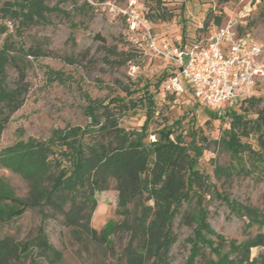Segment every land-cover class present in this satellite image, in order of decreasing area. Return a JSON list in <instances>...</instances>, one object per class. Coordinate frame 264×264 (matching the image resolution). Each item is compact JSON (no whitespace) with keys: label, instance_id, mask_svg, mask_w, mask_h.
Listing matches in <instances>:
<instances>
[{"label":"rangeland","instance_id":"obj_1","mask_svg":"<svg viewBox=\"0 0 264 264\" xmlns=\"http://www.w3.org/2000/svg\"><path fill=\"white\" fill-rule=\"evenodd\" d=\"M58 1L48 3L55 5ZM106 1L60 0L58 4L67 14L51 13L46 23L24 26L22 34L16 32L15 22L0 12V46L12 34L11 39L24 50L41 52L37 57L25 58L30 88L24 105L11 115L0 137V150L21 140H47L55 130L66 127H85L91 101L107 104L114 98L126 102L145 96L151 100L130 109L121 125L136 129L145 125L151 139L162 128L171 129L172 138L182 134L197 168L220 195H208L204 200L216 233L228 241L243 242L264 232V226L251 222L241 208L264 210V161L250 159L248 151L235 155L227 145L236 127L241 143L260 149L258 137L264 136V89H260L258 100L242 101L218 112L201 105L187 85L183 91L170 89L172 68L164 60L151 59L137 51L130 40L126 16L121 10L113 11ZM115 1L124 10L131 7L132 1L161 39L179 44L205 42L216 29L236 19L263 44L264 60V0ZM2 3L0 0V7ZM134 65L138 68L132 74ZM7 71L9 84L15 86L19 80L17 68L11 64ZM261 113L256 122L260 124L258 128L253 121L245 129L236 126L235 115H242L245 121L258 118ZM218 167L229 169L230 174L217 173ZM0 178L15 196L29 195L30 182L21 174L0 166ZM95 195L96 207L90 210L89 202L82 221L99 232L110 231L114 226L108 245L89 236L76 237L72 227L65 225L63 214L47 210L48 217L44 218L39 206L28 207L20 216L0 217V264H127L126 248L137 246L140 239H133L132 230L122 224L127 217L118 207L116 182L110 180L107 188ZM138 201L136 198L127 206L131 221L139 215ZM192 231V227L181 224L180 216L175 219L174 232L179 240L170 251V264H186L190 249L186 238ZM41 234L55 253L42 244ZM206 250L215 258L210 248ZM223 252L236 264H247L245 260L241 262L240 251H229L227 246ZM262 252V247L252 248L251 259ZM146 261L150 264L152 259ZM204 263L198 257L196 264Z\"/></svg>","mask_w":264,"mask_h":264},{"label":"trees","instance_id":"obj_2","mask_svg":"<svg viewBox=\"0 0 264 264\" xmlns=\"http://www.w3.org/2000/svg\"><path fill=\"white\" fill-rule=\"evenodd\" d=\"M59 1L50 5L48 0H3L0 12L13 20L16 32L22 34L24 26L46 23L51 13L67 14L59 6ZM11 37L12 34L0 46V137L11 115L26 101L30 87L26 80L25 58L28 55L37 57L41 53L32 48L24 50ZM128 54L132 56V52ZM11 64L19 72L15 86L8 82L7 68ZM147 99L151 100L144 96L140 100L130 98L126 102L114 98L107 104L91 101L87 107L88 123L85 127H66L55 130L47 140H21L1 149L0 166L27 179L30 193L26 197H17L0 178V217L20 216L28 207L39 206L44 218L48 217L47 210L63 214L65 225L72 227L76 237L89 236L108 245V235L115 227L99 232L85 225L82 219L84 210H89V202H92L90 210L95 209L96 192L106 189L110 180H114L119 191L118 207L127 217L122 224L132 230L133 239H140L137 246L126 248L127 264H146L147 259H152L150 264H170V251L179 240L174 232L178 216L182 225L193 228L192 234L186 238L190 244L186 264H196L198 257L205 260L204 264H236L229 259L227 252H223L227 246L229 251L241 252V262L264 264V232L238 242L235 239L228 241L211 227L204 200L208 195L211 198L220 195L197 168L182 134L172 138L173 131L162 128L154 132L155 139H151L145 125L141 129L121 125L122 117L130 109L144 106ZM254 99L259 98L247 100ZM262 115L243 121V116L237 114L234 119L238 127L245 129L249 121H253L258 128L260 124L256 122ZM238 135L235 127L227 140L233 154L248 151L250 159L264 161L263 134L258 137V150L241 143ZM216 172L230 174L229 169L222 167L216 168ZM136 198L139 200V215L131 221L127 206ZM241 208L251 222L264 226V210L249 206ZM39 239L55 253L44 234ZM254 247H262L263 252L258 258L251 259ZM207 248L216 255L215 258L209 256Z\"/></svg>","mask_w":264,"mask_h":264},{"label":"built area","instance_id":"obj_3","mask_svg":"<svg viewBox=\"0 0 264 264\" xmlns=\"http://www.w3.org/2000/svg\"><path fill=\"white\" fill-rule=\"evenodd\" d=\"M106 4L124 13L130 40L140 54L164 60L172 68L170 89L183 91L185 80L194 98L211 110L258 97L264 89L263 44L238 20L216 29L205 42L179 44L161 39L132 1L126 10L115 0ZM137 68L132 66L131 73Z\"/></svg>","mask_w":264,"mask_h":264},{"label":"crops","instance_id":"obj_4","mask_svg":"<svg viewBox=\"0 0 264 264\" xmlns=\"http://www.w3.org/2000/svg\"><path fill=\"white\" fill-rule=\"evenodd\" d=\"M183 83H184L185 85H187V86L190 88L189 84H188V83H186V81H185V80H183ZM190 90H191V89H190Z\"/></svg>","mask_w":264,"mask_h":264}]
</instances>
